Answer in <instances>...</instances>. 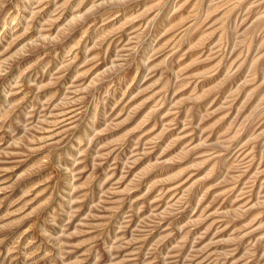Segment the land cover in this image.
Instances as JSON below:
<instances>
[{
    "label": "rangeland",
    "instance_id": "rangeland-1",
    "mask_svg": "<svg viewBox=\"0 0 264 264\" xmlns=\"http://www.w3.org/2000/svg\"><path fill=\"white\" fill-rule=\"evenodd\" d=\"M0 264H264V0H0Z\"/></svg>",
    "mask_w": 264,
    "mask_h": 264
}]
</instances>
